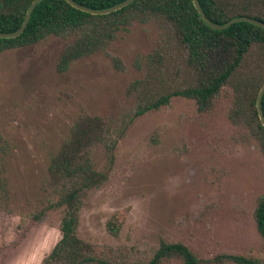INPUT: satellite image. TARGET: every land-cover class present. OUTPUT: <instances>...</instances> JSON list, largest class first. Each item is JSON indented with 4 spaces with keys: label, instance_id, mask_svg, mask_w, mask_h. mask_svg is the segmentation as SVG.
Instances as JSON below:
<instances>
[{
    "label": "rangeland",
    "instance_id": "rangeland-1",
    "mask_svg": "<svg viewBox=\"0 0 264 264\" xmlns=\"http://www.w3.org/2000/svg\"><path fill=\"white\" fill-rule=\"evenodd\" d=\"M69 40L49 37L0 54V230L6 235L0 264H41L58 242L62 211L50 208L55 195L47 171L81 113L122 130L110 157L101 146L94 150L93 163L108 179L87 192L79 214L77 234L96 255L139 264L164 240L201 259L229 254L263 261L254 210L264 195V156L248 127L231 123V90L207 112L173 98L133 118L136 97L127 89L145 77L136 58L163 43L156 24L134 23L106 49L123 71L98 52L58 74ZM169 49L170 84L179 65ZM115 214L124 219L117 237L106 230Z\"/></svg>",
    "mask_w": 264,
    "mask_h": 264
},
{
    "label": "trees",
    "instance_id": "trees-1",
    "mask_svg": "<svg viewBox=\"0 0 264 264\" xmlns=\"http://www.w3.org/2000/svg\"><path fill=\"white\" fill-rule=\"evenodd\" d=\"M33 0H0V32L11 33L22 24ZM96 10L112 7L124 0H73ZM206 18L222 25L233 18L247 17L264 23V0H198ZM134 23H155L163 43L134 66L144 67L145 77L130 83L127 94L136 97L132 117L167 106L173 98L194 101L199 112L209 111L220 94L230 89L233 96L229 119L246 125L264 156V128L258 117L256 100L264 83V30L248 23H235L215 31L200 18L192 0H134L128 6L106 15H91L73 8L64 0H44L33 10L21 35L0 39V54L39 44L49 37L70 39L61 52L58 74L71 64L95 53H104L117 71L123 63L106 53L120 31ZM167 48L175 54L179 67L166 83ZM264 115V94L261 99ZM122 136L99 116L81 113L73 123L70 136L63 141L48 167L49 186L55 195L50 208L60 209L59 240L41 264H119L96 255L77 234L80 210L87 192L100 188L108 179L106 171L96 169L92 155L103 147L108 157ZM112 160V159H111ZM37 220L38 218H34ZM124 219L113 215L107 232L117 237ZM254 222L264 242V195L256 203ZM6 235L0 230V250ZM264 264L256 258L218 254L209 259L197 257L187 246L160 240L147 261L139 264Z\"/></svg>",
    "mask_w": 264,
    "mask_h": 264
},
{
    "label": "water",
    "instance_id": "water-1",
    "mask_svg": "<svg viewBox=\"0 0 264 264\" xmlns=\"http://www.w3.org/2000/svg\"><path fill=\"white\" fill-rule=\"evenodd\" d=\"M42 1H44V0H33L31 2V4L29 5L27 11H26V15H25V18H24L21 26L16 31L11 32V33H2V32H0V39H13V38H16L19 35H21L23 33V31L25 30L28 22H29L30 16H31L34 8L39 3H41ZM64 1H66L73 8H75L77 10H80L82 12H86V13H89L91 15H106V14L115 12L117 10H120V9L128 6L134 0H124V1L114 5L112 7H109V8H106V9H101V10H96V9H91V8H87V7L81 6V5L77 4L76 2H74L73 0H64ZM192 2H193V5H194L195 9L197 10L200 18L202 19V21L209 28H211V29H213L215 31L225 30L228 27H230L231 25H233L235 23H240V22L248 23V24H251L253 26L259 27V28L264 30V23H262L260 21H257V20H254V19H251V18H247V17L233 18L230 21H228V22H226V23H224L222 25L213 23L208 18H206L204 12L202 11V9H201V7H200V5L198 3V0H192ZM263 94H264V83L262 84V86L260 88V91L258 93L257 100H256V108H257V112H258V117H259V120L261 122V125L264 128V115H263V112H262V109H261V99H262Z\"/></svg>",
    "mask_w": 264,
    "mask_h": 264
}]
</instances>
